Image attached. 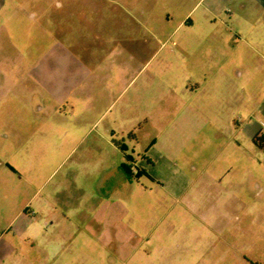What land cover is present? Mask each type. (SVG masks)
Masks as SVG:
<instances>
[{
  "label": "crops",
  "instance_id": "0c3cea01",
  "mask_svg": "<svg viewBox=\"0 0 264 264\" xmlns=\"http://www.w3.org/2000/svg\"><path fill=\"white\" fill-rule=\"evenodd\" d=\"M107 1L117 4V7L107 8L106 0H101V15L112 9L114 13L128 12L135 22L150 30L147 43H152L151 31L154 29L165 35L162 43L168 46L165 50L168 60L166 78L169 85L185 97L182 102L186 111L182 121L185 143L192 139L191 126L196 124V120H191L192 113L201 115L203 108L227 106L234 100L238 111L247 113L252 98V101L255 99L258 116L254 114L249 124L250 115L246 116L247 133L243 139L255 146L252 139L262 133L264 125V90L257 87L251 95L247 75L252 70L250 63L253 57L264 61V0ZM84 4V0H0V97L10 93L8 102L19 103L23 90L20 80L17 81L19 78L41 85L53 95L55 105L72 93L74 82L67 56L50 45H56L55 39L67 43L74 38L69 21H72L75 9L89 10L90 7H82ZM58 14L61 15L59 19ZM46 45L49 48L23 69L26 47L38 50ZM60 59L66 60L67 65L60 64ZM254 72L264 77V66H256ZM234 75L247 78L235 84ZM173 84L178 85L175 87ZM8 102H0V110L7 109ZM8 123L7 119L0 118V157L3 158L0 160V206L8 208V212L12 206L13 210L11 214L7 212L3 225L6 238H2L0 243V264H118L116 253L121 250L122 237L143 240L144 231L150 228V208L153 205L167 206L165 218L168 220L164 221V228L168 234L176 233L182 226L177 224L175 227L169 222V214L173 212L168 202L170 198L183 203L197 222L212 218L210 213L203 215L198 209L201 194L198 191L194 194L186 192L191 186L199 189L201 185L198 182L203 173L210 171L211 177L218 178L220 175L229 176L233 170L242 175L258 171L255 167L250 169L241 164L243 160L239 163L238 159L243 156L249 163L247 152L240 150L237 142V145L231 142L228 146L227 142L232 139L229 137L224 149L201 147L194 152L196 158L222 155L227 159L219 166L213 161L198 162L201 166L196 181L188 178L186 171L178 170L183 182H165L157 174L150 173L148 166L147 170L139 166L147 179V182L139 183L132 177L136 168L129 167L130 177L120 170L122 175L110 190L102 192L107 194L101 196V187L111 172H104L101 176V167L94 165L81 169L69 167L60 175L57 173L59 169L54 168L51 172L54 181L45 188L37 181L39 167H30L32 176L27 180L23 168L6 160L8 155L11 156L8 151L11 136L4 129ZM244 124L236 126L234 139L244 136L239 132L245 128ZM209 126L207 120L199 123L194 137L201 141V130ZM80 127V123H73L69 129L57 125L52 132L57 133L62 142H72ZM19 147L12 151V157L22 155L25 146ZM256 151L264 157V150L258 148ZM197 168L189 167L192 170ZM14 175L18 177L17 184L4 182ZM154 185L161 188L167 197L151 195ZM222 186L230 199L249 200V188L245 184L241 188ZM139 207L142 208L141 214L138 213ZM177 234L172 246H163L159 250L168 253L173 247H180L182 241L179 240V232ZM195 238L196 229L190 239ZM136 244L125 246L124 250L136 253L139 249Z\"/></svg>",
  "mask_w": 264,
  "mask_h": 264
},
{
  "label": "rangeland",
  "instance_id": "374dc122",
  "mask_svg": "<svg viewBox=\"0 0 264 264\" xmlns=\"http://www.w3.org/2000/svg\"><path fill=\"white\" fill-rule=\"evenodd\" d=\"M84 1L86 4L82 7H90L89 10L81 8L85 11L82 12L75 9L72 21L68 18L73 26L74 38L67 43L55 39L56 45H50L55 46L64 57L67 56L74 82L72 93L55 105L53 95L41 85L19 78L17 81L20 80V88L23 89L19 103L8 102L10 93L0 97V102L9 103L7 109L0 110V118L9 121L4 129L11 136L8 149L11 156L8 155L6 160L23 168L27 180L32 176L30 167H39L37 181L45 188L54 181L51 176L54 168L59 169L57 173L60 175L69 167L81 169L99 165L101 176L104 172H111L101 187L102 196L107 194L102 192L110 190L122 175L120 167H117L122 164L136 168L132 177L139 183L147 182L139 166L145 170L148 166L150 173L157 174L165 182H183L178 170L186 171L188 178L196 181L201 166L198 162L213 161L219 166L227 159L222 155L196 158L194 152L201 147L224 149V144L231 137L228 146L231 142L237 145V142L240 150L248 154L249 165L245 156L238 159L239 163L243 160L241 164L250 169L255 167L257 173L250 171L242 175L233 170L229 176L220 175L218 178L211 177L210 171L203 173L198 182L201 185L199 189L191 186L186 192L194 194L198 191L201 194L198 209L203 215L210 213L212 218L197 222L183 203L170 198L168 202L173 212L169 214V222L175 227L177 224L182 226L181 231L176 230V233L168 234L164 228V221L168 220V217L165 218L167 206L153 205L150 208V228L144 231L143 240L122 237L121 250L116 253L118 264H264V157L258 154L256 146L243 139L247 133L246 126L252 123L254 114H258L255 99L252 101L251 98L247 113L238 111L236 100L227 106L203 108L201 115L192 113L191 120H196V124L191 126L192 139L185 143L182 136V121L186 113L182 102L185 97L181 91L173 89L166 78L168 60L165 50L168 46L162 43L165 35L154 29L151 31L153 41L147 43L150 30L144 24L135 22L128 12L114 13L113 9H109L111 12L101 15V0ZM106 7L115 9L117 4L106 0ZM60 17L58 14V19ZM48 48L49 45H46L35 50L27 46L23 69ZM59 62L64 66L66 64L63 59ZM262 65L263 60L253 57L248 78L243 76L249 81L251 95L257 87L264 90V77L254 72L256 66ZM243 79L233 76L235 84ZM248 114L250 121L246 124L244 121ZM206 120L210 126L201 130V141H198L194 137L198 124ZM242 122L245 128L239 132L244 136L235 138V141L236 126ZM73 123H80L81 127L72 142H62L61 137L52 132L57 125L69 129ZM261 132L264 133V125ZM121 142L124 144L120 145ZM22 145L25 146L22 155L12 157V151ZM149 159L152 163L148 162ZM0 160L3 158L0 157ZM191 166L198 168L189 169ZM4 182L17 184L18 177L14 175ZM242 184L249 188L248 201L230 199L222 189V185L241 188ZM151 195L165 197L156 185ZM12 210V206L9 212L8 208L0 206V243L5 237L3 225L7 212L11 214ZM141 210L139 207V214ZM194 228L196 238L190 239ZM178 232L183 247H173L168 253L160 251L163 246L173 245ZM135 242L139 248L136 253L124 250L125 246H133Z\"/></svg>",
  "mask_w": 264,
  "mask_h": 264
},
{
  "label": "trees",
  "instance_id": "16d2710c",
  "mask_svg": "<svg viewBox=\"0 0 264 264\" xmlns=\"http://www.w3.org/2000/svg\"><path fill=\"white\" fill-rule=\"evenodd\" d=\"M129 135H132V133H129ZM133 136V135H132ZM254 145L261 149L264 150V133H258L256 134L253 139H252ZM120 169L128 176L130 177V172H129V166H126V164H122L120 166Z\"/></svg>",
  "mask_w": 264,
  "mask_h": 264
}]
</instances>
